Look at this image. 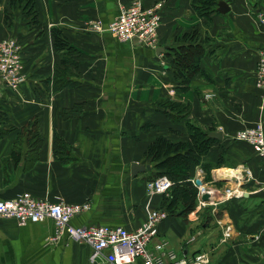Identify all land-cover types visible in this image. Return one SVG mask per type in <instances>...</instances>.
Segmentation results:
<instances>
[{
	"label": "crops",
	"instance_id": "0c3cea01",
	"mask_svg": "<svg viewBox=\"0 0 264 264\" xmlns=\"http://www.w3.org/2000/svg\"><path fill=\"white\" fill-rule=\"evenodd\" d=\"M135 1L161 3L154 48L86 27L112 22ZM219 1L228 13L217 12ZM23 7L0 0V40H18L25 75L16 90L0 85V200L28 192L50 203L89 204L73 227L133 231L146 219V183L164 176L153 178L162 170L148 148L159 138L187 143L195 126L207 137L221 133L189 168L210 202H200L195 186L196 209L161 222L149 248L163 240L187 264L196 255L209 264H264V165L249 145L232 140L256 124L264 131V93L254 84L264 0H34L31 19ZM54 33L64 45L58 50ZM187 46H200L198 67H175L172 50ZM132 164L150 170L132 175ZM227 189L242 196L227 199ZM162 199L152 196L149 208H161ZM52 235L49 219L18 226L0 218V264H92L87 245L65 236L50 243ZM93 264L108 263L99 257Z\"/></svg>",
	"mask_w": 264,
	"mask_h": 264
},
{
	"label": "built area",
	"instance_id": "2783aa9c",
	"mask_svg": "<svg viewBox=\"0 0 264 264\" xmlns=\"http://www.w3.org/2000/svg\"><path fill=\"white\" fill-rule=\"evenodd\" d=\"M160 9L161 3L146 7L135 1L121 7L118 16L108 24L101 20H88L85 25L92 32H108L119 42L138 41L142 46L154 48L161 23ZM258 21L264 27V16L259 15ZM257 59L254 84L264 93V48ZM24 80L21 45L14 38L0 40V85L16 90ZM232 140L249 145L264 165V131L261 124L237 131ZM247 177H251L249 172ZM171 187L172 182L164 176L146 183V219L133 231L122 227H73L71 220L88 211L89 204L50 203L37 200L28 192L10 200H0V218L11 219L18 226L49 219L54 224V235L49 237L48 242L56 243L65 236L71 242L85 244L91 250L92 264L99 257H103L108 264H187L186 260H176L172 252L166 251L163 240L149 248L158 235L159 224L168 217L164 210L149 208V200L154 195H167ZM199 189L200 196L205 190L202 187ZM225 195L227 199L242 196L241 192L234 193L231 189H227ZM190 264L209 263L205 256L196 255Z\"/></svg>",
	"mask_w": 264,
	"mask_h": 264
},
{
	"label": "trees",
	"instance_id": "16d2710c",
	"mask_svg": "<svg viewBox=\"0 0 264 264\" xmlns=\"http://www.w3.org/2000/svg\"><path fill=\"white\" fill-rule=\"evenodd\" d=\"M17 1H20V3L25 2L23 7L24 11L27 10L28 13L30 11L33 14L34 0ZM9 4L12 9L15 8L13 6L15 4V0H9ZM196 11L200 15L198 8ZM54 39L56 50L64 46L57 33H54ZM198 47L200 46H187L186 48L172 50L175 67H179L183 61H185L187 65L195 61L196 65H194L197 68L198 58H195L194 60V56L195 53L198 52ZM189 48L191 49L189 50ZM194 72L195 69H193V73ZM55 74L57 77V71H55ZM188 78L189 76L182 78L184 84H187ZM54 86V90L57 89V81L55 78ZM188 132L189 141L187 143L170 145L166 139L159 138L148 148V156L151 157V161H156V167L162 170V172L156 173L153 178L164 175L172 182V187L168 194L161 195L163 198L161 208H157L164 210L168 217L171 215H177L178 217L187 219V216L196 209L198 190L190 179L189 168L194 164L200 165L201 158L206 155L214 141L213 139L208 138L205 132L195 126H189ZM57 146V140L55 139V149H57ZM171 154L172 156L169 157ZM203 167L205 166L202 165V168ZM205 169L206 168H204V170Z\"/></svg>",
	"mask_w": 264,
	"mask_h": 264
},
{
	"label": "water",
	"instance_id": "95a60500",
	"mask_svg": "<svg viewBox=\"0 0 264 264\" xmlns=\"http://www.w3.org/2000/svg\"><path fill=\"white\" fill-rule=\"evenodd\" d=\"M229 11V7L227 4H225V2L223 3V1H219L217 3V12H219L220 14H226ZM158 51V50H157ZM164 49L159 48V52H163ZM208 138L211 139H219L221 138V133L219 132H212L208 134ZM145 170H150V166L146 165H139V164H132L131 165V174L132 175H136L138 173L144 172ZM195 186L199 187L202 186V183L199 180H195ZM200 202L201 203H209L210 202V195L207 192H204L200 195Z\"/></svg>",
	"mask_w": 264,
	"mask_h": 264
},
{
	"label": "rangeland",
	"instance_id": "374dc122",
	"mask_svg": "<svg viewBox=\"0 0 264 264\" xmlns=\"http://www.w3.org/2000/svg\"><path fill=\"white\" fill-rule=\"evenodd\" d=\"M25 3V2H24ZM24 3H20V1H17V0H15V4L13 5L14 7H15V9H17V8H19V5H20V7H22V5L24 4ZM27 15V16H26ZM25 17H30L29 19H31V17H32V13L29 11V13H28V11L27 10H25ZM27 20V19H26ZM32 23V22H31ZM194 185H195V183H194Z\"/></svg>",
	"mask_w": 264,
	"mask_h": 264
},
{
	"label": "bare ground",
	"instance_id": "6f19581e",
	"mask_svg": "<svg viewBox=\"0 0 264 264\" xmlns=\"http://www.w3.org/2000/svg\"><path fill=\"white\" fill-rule=\"evenodd\" d=\"M230 174L232 175V176H235L236 178H239V171H236V170H232L231 172H230ZM238 174V176H236Z\"/></svg>",
	"mask_w": 264,
	"mask_h": 264
}]
</instances>
